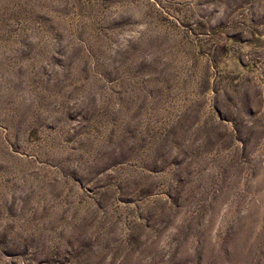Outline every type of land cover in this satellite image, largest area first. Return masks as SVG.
Here are the masks:
<instances>
[{
  "label": "rangeland",
  "instance_id": "374dc122",
  "mask_svg": "<svg viewBox=\"0 0 264 264\" xmlns=\"http://www.w3.org/2000/svg\"><path fill=\"white\" fill-rule=\"evenodd\" d=\"M0 264H264V0H0Z\"/></svg>",
  "mask_w": 264,
  "mask_h": 264
}]
</instances>
